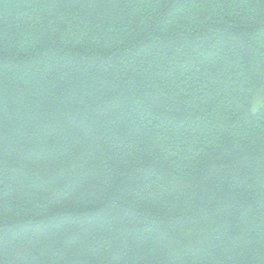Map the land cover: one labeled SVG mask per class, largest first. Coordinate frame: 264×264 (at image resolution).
I'll use <instances>...</instances> for the list:
<instances>
[{
  "label": "trees",
  "instance_id": "trees-1",
  "mask_svg": "<svg viewBox=\"0 0 264 264\" xmlns=\"http://www.w3.org/2000/svg\"><path fill=\"white\" fill-rule=\"evenodd\" d=\"M0 264H264V0H0Z\"/></svg>",
  "mask_w": 264,
  "mask_h": 264
}]
</instances>
